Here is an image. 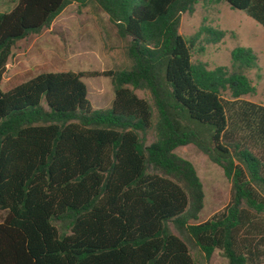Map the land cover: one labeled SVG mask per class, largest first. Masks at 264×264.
<instances>
[{
    "label": "trees",
    "instance_id": "16d2710c",
    "mask_svg": "<svg viewBox=\"0 0 264 264\" xmlns=\"http://www.w3.org/2000/svg\"><path fill=\"white\" fill-rule=\"evenodd\" d=\"M198 1L18 0L0 13V83L15 43L73 3L95 4L129 37L131 62L90 74L110 78L108 109L91 106L82 72L0 88V264H197L192 251L264 264V106L244 99L258 58L236 47L229 67L193 61L202 35L218 43L228 33H178ZM204 2L264 28V0ZM187 145L231 184L229 203L200 223L202 183L175 152Z\"/></svg>",
    "mask_w": 264,
    "mask_h": 264
},
{
    "label": "rangeland",
    "instance_id": "374dc122",
    "mask_svg": "<svg viewBox=\"0 0 264 264\" xmlns=\"http://www.w3.org/2000/svg\"><path fill=\"white\" fill-rule=\"evenodd\" d=\"M17 3L18 0H0V13L11 12ZM202 25L228 33L218 43H208L202 35L192 48V60L204 63L209 69L229 67L230 53L234 48L251 49L258 61L257 67L248 71L247 76L256 91L244 99L264 105V28L244 12L232 10L226 4L208 5L199 0L191 14H180L178 33L189 40ZM128 42L129 37H120L115 25L95 4L81 7L73 3L47 28L15 43L0 88L8 91L40 73L82 72L86 74L81 81L87 88L91 106L108 109L114 99L110 78L90 74L129 69L131 62L126 56ZM134 93L149 100L144 92ZM151 140L148 138L147 143ZM175 152L193 165L202 183L204 204L196 223L204 222L229 203L231 184L222 170L194 146L179 147ZM3 217L4 213L0 212V221ZM191 253L197 264H227L218 251L213 252L209 260L194 251Z\"/></svg>",
    "mask_w": 264,
    "mask_h": 264
},
{
    "label": "crops",
    "instance_id": "0c3cea01",
    "mask_svg": "<svg viewBox=\"0 0 264 264\" xmlns=\"http://www.w3.org/2000/svg\"><path fill=\"white\" fill-rule=\"evenodd\" d=\"M264 106V105H263Z\"/></svg>",
    "mask_w": 264,
    "mask_h": 264
}]
</instances>
